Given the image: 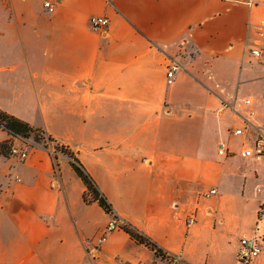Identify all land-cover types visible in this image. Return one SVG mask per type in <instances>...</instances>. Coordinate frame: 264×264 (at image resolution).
<instances>
[{
    "label": "crops",
    "instance_id": "crops-1",
    "mask_svg": "<svg viewBox=\"0 0 264 264\" xmlns=\"http://www.w3.org/2000/svg\"><path fill=\"white\" fill-rule=\"evenodd\" d=\"M263 15L264 0H0V109L73 152L114 209L86 202L68 155L0 150V264H176L124 228L92 259L113 215L183 263L237 264L264 187V158L232 140L245 123L264 135V68L248 51ZM15 138L0 127V144ZM190 212L195 224L178 221Z\"/></svg>",
    "mask_w": 264,
    "mask_h": 264
},
{
    "label": "built area",
    "instance_id": "built-area-1",
    "mask_svg": "<svg viewBox=\"0 0 264 264\" xmlns=\"http://www.w3.org/2000/svg\"><path fill=\"white\" fill-rule=\"evenodd\" d=\"M113 0H108L112 2ZM45 6L50 12L54 11V5L47 1ZM110 20L106 16H92L90 18V27L93 31L98 32L105 36ZM254 32L256 39L248 48L249 55L256 59L264 68V15L261 19L254 23ZM180 69V64L177 61H173L168 66L167 70V84L173 85L176 81V74ZM243 103L247 106H252L254 99L247 97L243 99ZM233 135L237 138H241V147L239 154L244 158H261L264 157V135L255 136L251 128L245 123L244 125L237 127L233 130ZM16 137L10 145V155L24 161L29 156V143L21 136ZM52 153L56 152L51 149ZM218 152L220 155H227L230 152V147L225 141H220L218 144ZM232 152V151H231ZM56 171L57 168H56ZM54 185H58V181L54 182ZM256 191L261 195V201L258 206V220L256 227L252 235L245 237L242 240L241 248L237 254V264H252V262L260 256L264 249V187L257 186ZM216 193V189L210 190L206 193V196H210ZM196 212H190L188 214H177V219L180 222L185 223L187 226H191L196 222ZM126 225L125 222L119 220L117 216L109 222L107 226L103 228L99 236L88 241V254L92 259L99 257L102 249V245L106 242L108 235L118 228H123ZM167 256L170 254L166 253ZM173 257V256H172ZM172 259V258H171ZM176 264H184L178 262V258L173 260ZM144 264V263H137Z\"/></svg>",
    "mask_w": 264,
    "mask_h": 264
},
{
    "label": "trees",
    "instance_id": "trees-1",
    "mask_svg": "<svg viewBox=\"0 0 264 264\" xmlns=\"http://www.w3.org/2000/svg\"><path fill=\"white\" fill-rule=\"evenodd\" d=\"M0 127L6 129L13 136H21L23 138H29L32 135H35L36 140H40V133L43 134L47 140L54 141L52 138L48 137L43 130L32 126L27 121H24L14 115H11L4 110L0 109ZM55 142V141H54ZM57 143V142H56ZM58 147L62 148L64 154L68 155L71 159V165L76 172V174L82 179L87 187V192L85 194L86 202L97 201L101 207H103L107 212L114 211L112 204L105 196V194L99 188L97 182L86 169V167L81 163V161L71 152L68 148L58 144ZM9 148V142L5 141L0 144V150L4 153H7ZM88 194L91 195V198H88ZM124 229L130 233L136 240L145 244L146 246L153 249L156 255L166 258V252L162 247L159 246L151 237L146 235L144 232L134 227L131 224H126Z\"/></svg>",
    "mask_w": 264,
    "mask_h": 264
},
{
    "label": "rangeland",
    "instance_id": "rangeland-1",
    "mask_svg": "<svg viewBox=\"0 0 264 264\" xmlns=\"http://www.w3.org/2000/svg\"><path fill=\"white\" fill-rule=\"evenodd\" d=\"M250 56V55H249ZM251 57V56H250ZM252 58V57H251ZM251 62H253L254 64H256V62H258L256 59H254V58H252L251 59ZM259 63V62H258ZM260 64V63H259ZM263 98H264V96H263ZM229 127H230V129L232 128V124H230L229 125ZM40 140L38 141V140H36V138H35V135H32L31 137H29V138H25L26 139V142H30L31 144H35V143H37V144H43L44 146H46V147H49V148H51V149H54V151H56V152H54L53 154H54V156H56V158L58 157V155L59 154H64V152H63V150H62V148H60V147H58V145H57V143L56 142H52V141H49V140H47L46 139V137L43 135V134H41L40 133ZM234 142H235V144L236 145H240L241 144V138H237V137H235V138H233L232 139ZM7 153H9L10 154V145H9V148L7 149ZM264 158V157H263ZM56 168L58 169V165L56 166ZM88 198L90 199L91 198V195L90 194H88ZM115 215H113V217H114ZM127 224V223H126ZM125 227V226H124ZM123 227V228H124ZM99 236V235H98ZM166 254V253H165ZM173 256V257H172ZM176 256H174V255H169V256H167L166 255V258H168V259H170L171 261H173L174 260V258H175ZM172 258V259H171ZM177 258V257H176ZM174 262V261H173ZM178 262H181L180 260L178 261ZM183 263V262H182ZM178 264V263H177ZM184 264H186V263H184Z\"/></svg>",
    "mask_w": 264,
    "mask_h": 264
}]
</instances>
